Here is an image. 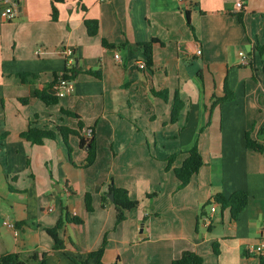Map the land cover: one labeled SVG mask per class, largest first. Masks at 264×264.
<instances>
[{
	"label": "crops",
	"instance_id": "obj_1",
	"mask_svg": "<svg viewBox=\"0 0 264 264\" xmlns=\"http://www.w3.org/2000/svg\"><path fill=\"white\" fill-rule=\"evenodd\" d=\"M15 1L19 18H0V258L77 264L71 258L85 260L106 241V264H172L186 252L203 264H260L249 249L264 227V153L247 148L246 133L258 139L264 126V53L257 49L264 46V0H64L57 21L51 0ZM86 20L99 22L97 36L88 35ZM152 40V64L140 69L142 46ZM63 48L74 50L72 65ZM240 52L249 66L241 65ZM73 68V94L53 106L33 98ZM21 74L36 78L23 82ZM225 86L234 98L216 104ZM153 91H167L168 100ZM177 96L182 109L173 122ZM62 110L81 118L83 137L94 130L97 158L88 168L77 136L68 139L70 152L60 136L43 145L22 137L30 126L77 129L78 119ZM195 145L205 164L179 189L174 169ZM111 184L139 202L119 224L114 205L102 203ZM237 191L250 202L236 221L230 209L208 205ZM64 208L69 222L57 250L47 230Z\"/></svg>",
	"mask_w": 264,
	"mask_h": 264
},
{
	"label": "trees",
	"instance_id": "obj_2",
	"mask_svg": "<svg viewBox=\"0 0 264 264\" xmlns=\"http://www.w3.org/2000/svg\"><path fill=\"white\" fill-rule=\"evenodd\" d=\"M64 0H51L52 3V20L57 21L58 20V10H57V4L63 3ZM239 19L242 20V15H239ZM85 26L88 32V35L90 37H95L98 35L100 26L99 22L95 20H86ZM189 26L193 30V27L190 23L189 19ZM157 40H152L147 44H144L142 47L144 48V55L146 58V64L147 66H150L152 64V54H153V45L156 44ZM108 47H115L114 45H108L105 44ZM257 49L264 53V46L258 45ZM90 74H94L98 78H100V72H89ZM76 75V70L70 69L66 70L63 75L55 76L54 81L45 87L42 90H36L33 94V98L39 99L47 106H53L57 105L59 103V97L55 96L50 91L52 90L53 86L57 83V81L60 78H64L66 80H72L74 79V76ZM35 76L32 74H21L18 76V78L21 79L23 82H28L29 78L33 79ZM36 78V77H35ZM153 94L157 97H161L165 101L168 100L167 91L164 92H155L153 91ZM234 98V93L230 91V89L225 86L224 89V96L221 98H218L215 100L216 104H221L227 101H230ZM30 100L28 98L22 99V103H28ZM182 109V104L180 103L178 96L176 97V101L173 106L172 111V121L176 122L178 120L180 111ZM62 113L78 119V128L77 129H71L66 126H61L57 129V131H51V130H45L40 129L38 127L30 126L27 132L22 134V137L30 142L33 145H43L46 140H55L57 136L62 137L64 143L68 147V150L70 152V146L68 144V139L71 135L77 136L80 140V147L81 149H84L87 153V158L84 164V168H88L92 166L97 158V144L96 139L94 136V130H91L90 136L83 137L82 132L85 129V125L81 118L70 111L62 110ZM253 131H249L246 133V146L248 149L254 150L259 153H264V143L261 142V140L264 141V126L260 129L258 139H254L252 136ZM176 155L172 156L168 160L167 170H170L172 168V165L174 161L176 160ZM205 164L204 158L202 153L199 150L198 145H195L193 149L190 150L188 153V157L183 162L182 166L179 168L174 169L175 176L180 182L179 189L185 188L190 181L193 179L194 176H196L201 167ZM113 194L114 195V202L112 203L108 195ZM150 197V196H149ZM93 198L92 195L87 193L85 195V206L88 213L94 212L93 208ZM250 202V196L245 191H237L230 195L229 197H225L223 195L216 196L212 202H209L208 205H211L212 203L219 204L223 210L230 209L231 215L233 220H238L241 213L247 208ZM102 203L104 204H112L114 205L116 212H117V224L125 221L127 219V212L135 210L139 207V202L132 200L129 196V193L127 190L118 188L114 184H111L109 186L108 191L103 194L102 196ZM67 210L64 208V218H62L58 224L52 228L48 229L47 233L51 236V238L55 242V249L57 250H63L64 249V242L59 237V231L63 228V226L69 222L68 214L66 212ZM146 220V219H145ZM73 222L75 224H83V220L81 218L74 217ZM217 243L214 244L215 253L219 254V252L216 250ZM106 248V241H104L103 245L96 251L91 252L87 255L85 260H79L77 258H71L73 261H75L77 264H89L90 261H93L94 264H106L103 262V255ZM45 254H43V257ZM34 258V257H32ZM260 264H264V257L259 258ZM204 259L203 257L199 256L196 253L193 252H186L183 254V256L180 259L174 260L172 264H203ZM0 264H26L24 261L21 260V257L19 254H7L0 258ZM114 264H119L118 261Z\"/></svg>",
	"mask_w": 264,
	"mask_h": 264
},
{
	"label": "built area",
	"instance_id": "obj_3",
	"mask_svg": "<svg viewBox=\"0 0 264 264\" xmlns=\"http://www.w3.org/2000/svg\"><path fill=\"white\" fill-rule=\"evenodd\" d=\"M3 4V8L2 10H0V18L5 21V22H12L14 20H17L19 18V11H18V6H17V2L15 0H0ZM243 2L239 1L237 3V8L238 9H243ZM42 53V50L38 51V54ZM62 53H64L66 55L67 58V62L69 64H73L74 63V50L71 48H63ZM197 55H201L202 52L201 50H197L196 51ZM239 57L241 60V65L243 66H249L250 65V59L248 57V55L244 52H240L239 53ZM115 59L117 62H121V57L119 55V53H115ZM140 69H146L147 68V64L146 62H142L139 65ZM75 92V84L72 80H66L64 78H60L57 83L53 86L52 88V93L59 97H65V96H69L71 94H73ZM88 136H90V133L88 134ZM212 212H216V206H212ZM208 220V219H207ZM4 226H6L7 228L14 230L16 229V225L14 222L10 221V220H4L3 221ZM251 254H254L256 256L260 257H264V227L262 228L261 231V236H260V240L259 242L253 246L252 248L249 249Z\"/></svg>",
	"mask_w": 264,
	"mask_h": 264
},
{
	"label": "water",
	"instance_id": "obj_4",
	"mask_svg": "<svg viewBox=\"0 0 264 264\" xmlns=\"http://www.w3.org/2000/svg\"><path fill=\"white\" fill-rule=\"evenodd\" d=\"M109 200L113 203L114 202V195L113 194H109L108 195Z\"/></svg>",
	"mask_w": 264,
	"mask_h": 264
}]
</instances>
